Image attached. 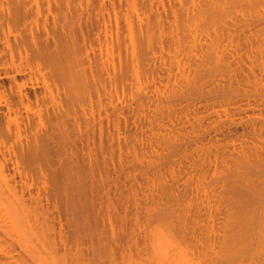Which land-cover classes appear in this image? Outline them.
<instances>
[{
  "label": "bare ground",
  "instance_id": "bare-ground-1",
  "mask_svg": "<svg viewBox=\"0 0 264 264\" xmlns=\"http://www.w3.org/2000/svg\"><path fill=\"white\" fill-rule=\"evenodd\" d=\"M0 80L1 264H264V0H0Z\"/></svg>",
  "mask_w": 264,
  "mask_h": 264
},
{
  "label": "rangeland",
  "instance_id": "rangeland-1",
  "mask_svg": "<svg viewBox=\"0 0 264 264\" xmlns=\"http://www.w3.org/2000/svg\"><path fill=\"white\" fill-rule=\"evenodd\" d=\"M227 44H228V39L225 38L224 40L221 41V45L220 46L222 48H224ZM205 46L207 47V44H205ZM209 51H210L209 49L206 51V48H205L204 54H205L206 58H208ZM202 60H204V59H202ZM202 60H198L196 66L197 67L201 66L200 71L203 68L205 69L204 71H202L201 76L202 75H209V71L205 68L206 64ZM227 62H228V64H230V68L233 70V72L230 73V75L232 77L233 85H237V82H238L239 84H241V86H243L244 84L246 86H248L247 78H248V76H251V74H252V73H250L249 69L246 66L240 64L239 61H238V58H236V57L229 58L227 60ZM200 71L197 74H199ZM255 72L258 73L259 71L256 70ZM208 80H210L209 76H205L203 82H206ZM227 83H228V86H229V84H230V80L229 79H227ZM8 84H9L8 80H0V86H7ZM244 134H246V132ZM0 260L4 261V260H6V258L0 256ZM5 262H7V260ZM0 264H1V262H0ZM32 264H36V263L33 262Z\"/></svg>",
  "mask_w": 264,
  "mask_h": 264
}]
</instances>
